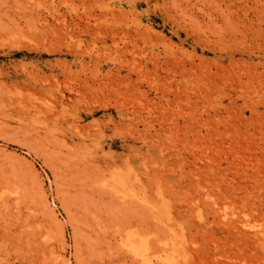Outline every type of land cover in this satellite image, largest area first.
<instances>
[{"label":"rangeland","instance_id":"rangeland-1","mask_svg":"<svg viewBox=\"0 0 264 264\" xmlns=\"http://www.w3.org/2000/svg\"><path fill=\"white\" fill-rule=\"evenodd\" d=\"M99 2L0 0V264H264V0Z\"/></svg>","mask_w":264,"mask_h":264},{"label":"bare ground","instance_id":"bare-ground-1","mask_svg":"<svg viewBox=\"0 0 264 264\" xmlns=\"http://www.w3.org/2000/svg\"><path fill=\"white\" fill-rule=\"evenodd\" d=\"M100 0H94V2L96 3V4H98L99 3V5H100V2H99ZM98 2V3H97ZM102 4V3H101ZM77 25L78 26H81V24L80 23H77ZM258 238L257 239H261L262 240V242L264 241V237L263 236H261V235H256ZM264 243V242H263ZM131 246H132V244H131ZM38 251L36 250V253H37Z\"/></svg>","mask_w":264,"mask_h":264}]
</instances>
